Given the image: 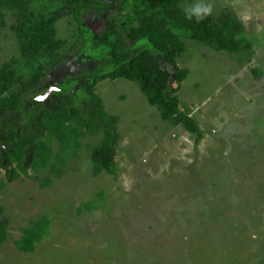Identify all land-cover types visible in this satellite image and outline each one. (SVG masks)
I'll use <instances>...</instances> for the list:
<instances>
[{
  "label": "rangeland",
  "instance_id": "1",
  "mask_svg": "<svg viewBox=\"0 0 264 264\" xmlns=\"http://www.w3.org/2000/svg\"><path fill=\"white\" fill-rule=\"evenodd\" d=\"M181 6L233 13L250 44L249 52L228 53L185 39L177 60L189 75L177 96L198 132L164 121L135 82H98L105 111L119 118L116 174L92 171L101 130L81 136L78 150L73 141L60 153L67 165L59 178L45 166L9 182L0 169V221L8 222L0 264H264V0H182ZM5 15L0 68L19 56L14 18ZM99 19L87 21L100 29ZM75 30L69 19L57 24L69 56L78 50L71 45ZM67 67L50 69L44 81L68 86ZM52 88L42 86L35 98ZM6 126L2 137L11 134ZM45 175L49 185H42ZM45 216L48 233L31 252L19 250L21 229Z\"/></svg>",
  "mask_w": 264,
  "mask_h": 264
},
{
  "label": "trees",
  "instance_id": "2",
  "mask_svg": "<svg viewBox=\"0 0 264 264\" xmlns=\"http://www.w3.org/2000/svg\"><path fill=\"white\" fill-rule=\"evenodd\" d=\"M181 2L0 0V33L6 26L5 12H10L14 18L10 29L19 44V56L0 68V169L6 170L7 181L18 179L20 172L30 175V168L38 172L45 166L52 175L61 177L67 163L62 162L60 153L73 141L78 150L81 136L100 130L103 139L90 154L92 171L116 174L119 118L105 111L95 92L96 84L105 79L135 82L164 121L198 132L196 121L180 110L177 96L189 75L177 60L186 51L185 39L228 53L249 52L250 44L241 36L242 24L233 13L206 16L205 12L183 10ZM90 17L100 18L102 27L90 26ZM63 18L76 28L71 45L78 50L70 56L66 41L57 35V24ZM62 63L72 73L68 86L62 79L46 83L47 72ZM253 73L258 75L257 70ZM42 86L57 87L46 101L34 96ZM27 94L34 96L31 102L25 99ZM10 119L13 123H8ZM4 123L10 137L1 136ZM55 140L59 144L54 152ZM51 181L45 175L42 185ZM4 185L0 177V191ZM2 213L0 204V216ZM7 225V220L0 221V245L7 239ZM48 227L45 216L22 228L17 248L26 253L34 250Z\"/></svg>",
  "mask_w": 264,
  "mask_h": 264
},
{
  "label": "water",
  "instance_id": "3",
  "mask_svg": "<svg viewBox=\"0 0 264 264\" xmlns=\"http://www.w3.org/2000/svg\"><path fill=\"white\" fill-rule=\"evenodd\" d=\"M56 89L57 88H52L51 90L47 91L44 95L37 96L36 99L37 100H44L52 92V90H56ZM41 97H43L44 99H41Z\"/></svg>",
  "mask_w": 264,
  "mask_h": 264
},
{
  "label": "clouds",
  "instance_id": "4",
  "mask_svg": "<svg viewBox=\"0 0 264 264\" xmlns=\"http://www.w3.org/2000/svg\"><path fill=\"white\" fill-rule=\"evenodd\" d=\"M211 12H212V9H211V7L209 6V7L205 10V15H206V16H207V15H210Z\"/></svg>",
  "mask_w": 264,
  "mask_h": 264
},
{
  "label": "snow or ice",
  "instance_id": "5",
  "mask_svg": "<svg viewBox=\"0 0 264 264\" xmlns=\"http://www.w3.org/2000/svg\"><path fill=\"white\" fill-rule=\"evenodd\" d=\"M41 99H44L43 97H41Z\"/></svg>",
  "mask_w": 264,
  "mask_h": 264
}]
</instances>
